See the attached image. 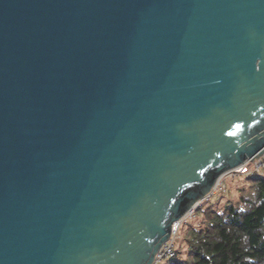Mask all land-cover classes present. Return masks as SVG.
<instances>
[{
	"label": "water",
	"instance_id": "1",
	"mask_svg": "<svg viewBox=\"0 0 264 264\" xmlns=\"http://www.w3.org/2000/svg\"><path fill=\"white\" fill-rule=\"evenodd\" d=\"M264 153V0H0V264H154Z\"/></svg>",
	"mask_w": 264,
	"mask_h": 264
},
{
	"label": "trees",
	"instance_id": "2",
	"mask_svg": "<svg viewBox=\"0 0 264 264\" xmlns=\"http://www.w3.org/2000/svg\"><path fill=\"white\" fill-rule=\"evenodd\" d=\"M237 187L236 197L200 204L197 222L181 224L186 252L176 247L172 264H264V174Z\"/></svg>",
	"mask_w": 264,
	"mask_h": 264
},
{
	"label": "built area",
	"instance_id": "3",
	"mask_svg": "<svg viewBox=\"0 0 264 264\" xmlns=\"http://www.w3.org/2000/svg\"><path fill=\"white\" fill-rule=\"evenodd\" d=\"M264 174V153L255 160H248L243 165L232 169L225 174H223L217 181L215 188L208 198H219L220 196L226 195L228 193V187L226 181L228 178L237 179L239 177H251ZM198 206L188 212L185 217L177 223V226L174 227L170 239L161 247L159 252L156 255L154 264H160L163 261H169L173 259L176 255L175 245H176V233L178 228L183 222H186L188 218H191Z\"/></svg>",
	"mask_w": 264,
	"mask_h": 264
},
{
	"label": "rangeland",
	"instance_id": "4",
	"mask_svg": "<svg viewBox=\"0 0 264 264\" xmlns=\"http://www.w3.org/2000/svg\"><path fill=\"white\" fill-rule=\"evenodd\" d=\"M244 180V177H239L237 179H232V178H228V180L226 181V184H227V187H228V193L226 195H223L225 196V198H232V197H236L237 196V185L242 183ZM223 196H220L219 198H210V199H206L204 200L201 204L203 207L211 204V202H215L216 200L222 198ZM225 198L223 199V203L226 201ZM201 217V213L199 211H195V213L193 214V216L191 218H188V222H191V223H196L197 220ZM186 221V222H187ZM185 223V222H184ZM181 226V225H180ZM180 228V227H179ZM178 228V231L176 233V245H175V248H179L180 250V254L182 256L185 255V245H184V233L181 229V231L179 230ZM160 264H172L171 261H163L162 263Z\"/></svg>",
	"mask_w": 264,
	"mask_h": 264
}]
</instances>
